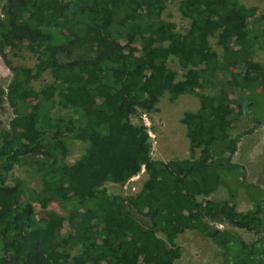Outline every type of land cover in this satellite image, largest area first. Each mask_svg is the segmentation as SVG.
Returning <instances> with one entry per match:
<instances>
[{
	"label": "trees",
	"instance_id": "trees-1",
	"mask_svg": "<svg viewBox=\"0 0 264 264\" xmlns=\"http://www.w3.org/2000/svg\"><path fill=\"white\" fill-rule=\"evenodd\" d=\"M167 1L0 0V51L22 46L35 58L33 74L5 62L12 78L6 92L0 88V104L13 112L0 130V264H173L178 252L158 231L170 238L204 231L205 219L215 218L247 231L262 227L256 206L236 211V190L254 196L258 189L234 185L241 169L231 161L237 140L228 130L235 107L264 93L250 57L251 43L264 35V14L255 16L237 0H180L189 20L181 34L161 21ZM214 34L220 61L208 43ZM82 44L90 56L62 58ZM170 59L184 72L180 81L166 65ZM43 73L51 82L33 89L30 82ZM196 90L199 109L183 119L196 158L150 159L146 130L130 116L151 110L166 92ZM47 109L60 112L52 129L41 122ZM63 135L87 143L74 164L62 161ZM31 159L44 183L41 191H28V200L4 174ZM141 169L149 180L128 203L147 220L144 228L99 190L105 182L123 185ZM220 184L231 188L228 198L208 200ZM69 200L64 214L46 210ZM211 233L226 243L218 230ZM250 256L234 263L253 264Z\"/></svg>",
	"mask_w": 264,
	"mask_h": 264
},
{
	"label": "rangeland",
	"instance_id": "rangeland-1",
	"mask_svg": "<svg viewBox=\"0 0 264 264\" xmlns=\"http://www.w3.org/2000/svg\"><path fill=\"white\" fill-rule=\"evenodd\" d=\"M237 1L245 8L253 9L255 16L264 14V0ZM160 18L164 24H169L177 33H184L189 26V20L180 12V0H168L161 11ZM0 20H2L1 15ZM208 43L220 61L222 51L217 45L216 34L208 39ZM76 56H90L88 45L82 44L75 47L70 55L62 58L71 59ZM250 57L251 61L259 67L258 71H253L255 80H263L264 35L251 43ZM5 62L34 73L35 58L24 47L4 48L2 52L0 51V88L3 92H6L12 78ZM166 65L175 72L176 81H180L184 72L176 61L170 59ZM222 79V75L216 76V80L222 81ZM50 82L48 74L43 73L33 79L30 86L38 90ZM200 99L201 93L198 90L178 95L166 92L157 99L151 110H137L130 116L132 124H142L146 130L150 143V159L169 162L190 161L196 158L198 151L189 146L183 119L187 113L199 109ZM235 112L234 121L228 133L237 140L231 161L238 165L241 171L237 174L238 179L234 180L236 182L234 185L248 184L258 189V195L254 196H248L242 188L237 189L234 195L235 208L237 212L242 213L255 209L256 206L262 219V227L258 229V232L247 231L215 218L205 219L206 229L204 231L185 229L173 238L163 231H158L156 236L178 252V258L173 264H235V261H239L247 253L251 254L250 261L253 264H264V93L256 94L252 101H249V105L244 102L241 107H235ZM72 115L76 117L77 114L73 112ZM59 116L60 112L55 109L45 110L41 116L43 127L52 129ZM12 117L11 108L3 100L0 104V130L8 128ZM60 145L62 161L67 165L78 162L87 147L86 142L69 135H63ZM4 175L9 182H16L23 192H26L25 196L28 200L30 199L28 191L39 192L43 189L44 172L37 171L33 159L12 165L11 170ZM148 180V175L141 169L123 185L105 182L99 190L107 196L114 197L118 202H122L125 210L144 228L147 220L132 210L128 200L138 194ZM230 190L231 188L227 189L225 184H220L207 199L210 201L226 200ZM73 203V200H69L64 207L49 204L46 210L64 214L72 208ZM32 205L35 212L42 211L38 203L33 202ZM68 230L69 228L65 225L62 232L66 233ZM213 230H218L222 236L226 237V243L214 238L211 233ZM77 250L78 247H72L71 254H75Z\"/></svg>",
	"mask_w": 264,
	"mask_h": 264
}]
</instances>
